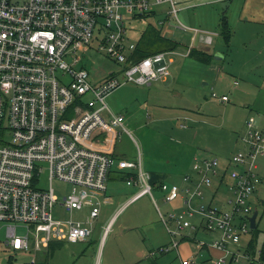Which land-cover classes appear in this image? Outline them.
Returning a JSON list of instances; mask_svg holds the SVG:
<instances>
[{
	"label": "built area",
	"instance_id": "obj_1",
	"mask_svg": "<svg viewBox=\"0 0 264 264\" xmlns=\"http://www.w3.org/2000/svg\"><path fill=\"white\" fill-rule=\"evenodd\" d=\"M165 4L170 19L160 24H170L174 18L177 28L194 31L205 44L213 43L215 33L180 20L179 0H0V222L6 225L0 258L9 264H45L32 258L31 250L48 247L53 240L87 241L102 202L110 200L108 196L101 200L99 194L107 190L115 169L128 175V185L140 187L128 203L145 195L156 202L151 174L143 170L140 157L138 162L117 158L97 145L115 144L119 136L112 130L125 128L124 115L114 113L107 102L113 91L126 83L150 86L171 75L173 59L168 55L175 51L133 58L139 39L130 32L132 22L157 15V7ZM93 44L121 65L120 72L111 71L98 86L90 82L87 69L76 68L80 57L72 61L79 52L89 53ZM211 96L229 100L228 95L214 91ZM241 143L243 147L226 165L218 156L196 157L195 177L184 175L192 186L160 185L166 202L184 194L183 210L168 215L159 211L165 225L169 219L177 225L170 231L172 247L178 246L177 237H186V230L203 227L219 236L209 243L198 240L197 245L225 253L214 264H226L227 257L234 263L253 260L240 242L252 229V196L262 181L259 159L264 157V126L255 116L245 121ZM45 166L49 184L42 187ZM226 174L232 183L224 205L203 204L204 189L215 187L212 177L223 183ZM54 179L71 185L62 200L53 187ZM56 204L65 207L70 218L54 219ZM88 206L86 220L73 217V211ZM194 218L198 223L192 222ZM169 249L163 246L159 252ZM183 264L198 263L189 258Z\"/></svg>",
	"mask_w": 264,
	"mask_h": 264
},
{
	"label": "rangeland",
	"instance_id": "obj_2",
	"mask_svg": "<svg viewBox=\"0 0 264 264\" xmlns=\"http://www.w3.org/2000/svg\"><path fill=\"white\" fill-rule=\"evenodd\" d=\"M182 1L183 0H179L178 4V7L180 8L178 13L180 20L189 27H196L213 34L219 31L220 20L222 16H230L229 13H231V11H226L227 2L225 1L194 0V4L191 3L187 7L183 8L182 6L188 3H183ZM157 8V15L132 22V25L130 26V32L134 38L141 40L146 29L149 27H155L160 32H162L164 37L171 39L177 44L175 54L168 55V58L175 60L173 65H171V74L173 75V82L175 81V84L169 92V94H171L169 103L174 104L175 106H183L185 111H187L188 108V110H190L192 113H180L175 106L171 108L169 113H151V118L149 117V113H147V116H145L146 113H121L125 117L124 126L127 130H125L123 126L117 129L120 134L117 140L116 155L114 156L117 158H126L136 162L139 161L140 157L143 169L146 171H149L150 168H154L153 166L159 167L176 163L180 157L178 155L179 147H185L187 151H191L194 146L201 148L210 147L211 154L208 153L209 156H229L233 150L242 148V144L238 140L240 124L239 127L238 125L233 127L218 120L220 118L215 114L226 113H221L223 105L211 100L209 96V92L211 91H209V88L215 84L214 79L212 78L213 76L211 73L204 79L202 76H205L210 71L218 73L219 71H217V69L219 64L222 65L223 69L225 66L233 68L241 61L244 67L243 73H246V75L249 76V78H242L239 74H234L241 87L243 86V83L247 81L244 79H249L253 82L261 84L258 86H263L264 88V65L262 64L261 66H258V69L253 70L251 69L253 62L251 64V62L247 63L248 59L245 60V58L249 57L250 54L248 53L251 50H257L258 53L261 47L264 45V31L257 36L256 42L238 40L236 44L239 43L242 49H239L238 54L235 55L234 53H231L229 49H227L225 40L216 34L213 36L214 42L212 44L203 46L200 45L198 37L196 38L197 40L195 39L196 41H193V36H195L194 31H184L179 28L177 30L171 31L170 33V29L174 28L177 21L174 18H171V22L174 23V26L172 23L169 24L168 22L165 25L160 24V21L170 19L169 15L167 14L169 6L165 4L158 6ZM230 27L233 28V26ZM94 45L96 44H93V46L89 49V53L87 54L79 52L78 54L73 55L72 61L75 57H80L81 60L76 68L87 69L90 75V82L98 86L103 81H105L111 71L120 72L121 65L115 60L106 56L104 53L98 51L97 47ZM201 46H203V49H206L212 54L210 56L211 60L213 61L216 60L215 55L218 54L217 51L220 47L225 48L224 50L225 53L227 52V57L222 61L217 60V63L214 62L211 64H205L200 61L206 56V53L203 50H200L202 49ZM215 47L216 49L212 50ZM190 48L198 51L196 57L189 56L186 58L187 52ZM234 48L235 42H233L232 46V49ZM247 68L250 70H247ZM228 70L229 69L226 68V71ZM177 79H179V81H177ZM232 81V77L230 76L229 83H219L216 85L214 92L220 96L225 91H234ZM204 82H206L207 85H204ZM138 86L134 83H126L113 91L107 97V102L110 107L114 110H117L116 112H123L124 104H126L127 101L130 103L132 100H143L146 98V93L138 89H145L146 86ZM233 95H235V92H233ZM86 98H88V96ZM243 100L244 102H249L247 99ZM261 100L264 104V100ZM166 101L168 102V100ZM176 111L178 112L176 113ZM192 114L199 116L201 122L195 124L191 120L187 121L185 119L186 116L191 118L190 116ZM253 115L258 116L259 113L254 110L252 116ZM182 123L187 124V126L190 127V131L183 130L181 127ZM261 124H264V121L261 122ZM10 137V135L7 136V139H10ZM184 159L189 161L190 155L186 154ZM259 162L261 163L260 174L262 175V183L258 186L257 190L252 196V205L254 211L258 210L259 212L257 217V227L255 229H251L250 234L244 235L240 242L241 247L245 249L248 248L250 241H253L252 243L258 252L261 251L264 246V157L260 158ZM193 176H195V173ZM110 177L115 179V183L111 184V187L113 186V191L109 190L111 191L109 193H112L114 196V200L115 198L119 197L121 200L123 198L126 199L130 197L131 194L140 190L139 186H130L127 184V180L125 178L126 176L123 174V172H111ZM214 177H212V180L215 182L218 178ZM228 180H230V178H228ZM40 184L42 187H46L49 184L48 170L46 166L42 173ZM53 187L55 188L56 194L60 200H62L66 192L71 190L70 184L62 182L58 179L53 180ZM210 189L211 188L204 189L205 198L201 202L205 205L210 204L212 201L211 194L213 193V190L211 191ZM153 194L156 202L153 201L150 195H145L131 206L129 205L126 207L129 208L125 211V216L133 210H152L157 212V206L164 214H166V212L169 210V212L177 213L180 211L181 205L178 204L179 200L175 203L173 202L167 204L161 200L162 194L159 192V190L153 189ZM218 195L220 196L222 202L215 203V205L222 206L229 198L230 193L226 194L225 191H222V194H220L218 191ZM85 209L80 211L81 214L76 210L73 211V217L77 219L85 218L87 214ZM114 211V205H103L101 215L95 223V230L100 229L101 225L105 222V216ZM52 215L54 219L60 220L68 219L71 216L70 212L59 204L54 206ZM195 219L196 218L192 220L193 223H195ZM43 235L44 232L39 233V237H42ZM5 236L6 225L0 222V240L4 239ZM189 237L191 236L189 235ZM54 242H56V240H53L51 245H53ZM63 243L64 246L61 249V252L57 251L56 248L48 249L42 246L40 250L37 251L38 253L36 256L47 258V260H51L53 256L54 258L65 260L66 253L76 251L79 248V246H71L72 244H68L66 241H63ZM193 247L194 245L187 243L182 245L179 250L183 255L190 254V251L193 249ZM173 253L174 259L180 262L181 258L178 256L177 252L174 251ZM244 263L248 264V262L234 264ZM0 264L9 263L6 260L0 258Z\"/></svg>",
	"mask_w": 264,
	"mask_h": 264
},
{
	"label": "crops",
	"instance_id": "obj_3",
	"mask_svg": "<svg viewBox=\"0 0 264 264\" xmlns=\"http://www.w3.org/2000/svg\"><path fill=\"white\" fill-rule=\"evenodd\" d=\"M193 1L194 0H183L182 1L183 3H188V4L182 6V8L187 7L188 5L193 3ZM220 1L227 2L226 11L227 12L231 11V13H229L230 16L225 15L229 27L233 26V28L230 27L232 33L231 39L229 43H226V46L227 49L231 51V53L237 55L239 49H242L239 43L236 44L238 40L256 42L257 36L263 33L264 31V0H220ZM221 20H220V24H221ZM172 25L174 26V23H172ZM177 29L179 28L174 26L173 29L172 28L170 29V33L171 31ZM215 34L218 35L220 38H223V36L220 34V28L218 32H215ZM197 37L199 39L200 45L203 46L209 45L203 43L200 40L199 35L193 36L194 40ZM233 42H235L234 49H232ZM203 46H201L202 49L200 50L201 51L203 50L206 53V58H207L200 60L203 63L205 64H211L214 62L217 63V60L222 61L226 59L227 52L225 53L224 47H220L219 50L217 51L218 55H220V58L213 61L211 60V56H210L212 54L209 53L206 49H203ZM215 49L216 47L213 48L212 50ZM248 54L250 55L249 57L245 58V60L248 59L247 63L251 62L252 64L253 62L251 69L255 70L259 68L258 66H261L262 64L264 65V45L261 47L258 53L257 50H251ZM189 56L196 57L189 55V53L187 52L186 58ZM174 61L175 60H173V63ZM226 68L229 70L226 71ZM243 70L244 67L241 61L238 65H235L233 68L225 66L223 69L222 65L219 64L217 69V71H219L218 73H214L212 71L209 72L208 70L209 73H207L205 76H202V78L204 79L206 78V76L210 75V73L212 74L213 76L212 78L214 79L215 84L211 86V88H209V91L211 90L209 92V96L211 100H214L219 104H222L223 106L221 113H226V114H215V115L219 116L220 118L218 119L219 121L223 123H227L233 127H235V125H238L239 127L240 124L239 127L240 133L238 135V140L240 141V143H241V136L244 134L245 121L249 116H252L254 110L257 111V113H259V115L258 116L255 115V117L258 119L260 124L261 122L264 121V104L262 103L261 100V99L264 100V88L263 86H258L261 84L253 82L249 79H244L247 81H245L243 83V86L241 87L240 83L236 80L234 74H239L242 78L243 77L249 78V76H247L246 73H243ZM247 70L250 69L247 68ZM230 76L234 81V82L232 81L234 91L232 90L229 92L225 91L220 95V96L228 95L229 100L222 101L219 98H213L211 96V93L215 91L214 89L216 85H218L219 83H229ZM173 80L174 78L173 75L171 74L166 79L155 81L150 86H146L145 89L138 88L140 91L146 93V98H144L143 100H138V99L132 100L130 101V103L127 101L126 104H124L123 112H116L117 110H114L113 108L110 107L109 104L108 105L114 113H146L145 116H147V113H149L150 118H151V113H169L171 108L175 106L174 104L169 103V98L171 97V94H169V92L171 91V88L175 84V81L173 82ZM177 81H179V79H177ZM204 85H207V83L204 82ZM233 92H235V95H233ZM243 99H247L249 100V102L248 101L244 102ZM166 100H168V102ZM175 107L176 109H178L180 113H192L190 112V110H188V108L187 111H185L183 106L182 107L175 106ZM178 111H176V113ZM190 117L191 118L186 116L185 119L187 121L191 120L195 124L201 122L199 116L192 114ZM261 125L264 126V124ZM181 127L183 130L190 131L189 130L190 127H188L187 124L185 123L184 124L182 123ZM117 129L118 128L113 129L112 132H114V134H117L119 136L120 133ZM97 148L101 150L109 151L111 152V154L116 155L117 141L115 144L112 145L102 142L97 145ZM180 148L181 147H179L178 150V155L180 157L176 163H171L159 167L153 166L154 168H150L149 171H146L145 169L143 170L150 174L158 175L159 179L165 183L178 184L181 186V188H185L188 185L192 186V183H187L184 181V175L185 174L194 175L192 169L194 159L196 157L198 158L211 157V155L210 156L208 155V153L211 154V148L210 147L201 148L198 146H194L191 151H187L185 147L181 149ZM238 149L239 148L233 150L229 156H220V157L218 156L221 159L220 161L222 162V165H226L227 159ZM186 154L190 155L189 161H186L184 159ZM212 156H217V155H212ZM112 172H120V171L115 169ZM227 176L229 175L226 174L223 183H221V179L219 178L216 179L215 187L210 189L211 191L213 190L212 191L213 193L211 194V200H212L211 203L215 204L222 202L220 196L218 195V191L220 194H222V191H225L226 194L231 193V191L228 188V185L232 183V179L230 178V176L229 177ZM228 178H230V180H228ZM114 183H115V179L109 177L107 182V190L104 193L99 194L101 200H103L104 196H108L110 198L108 202L105 201L102 202L100 215L102 212L103 205L115 206V211L112 213L110 212L109 215L105 216V222L104 224L101 225V228L95 230V223L99 218L98 217L94 222L93 235L87 241L79 242V243H70L66 241L68 242V244H72L71 246H79L78 250L70 253H66L65 260H61L60 258H54V256L52 257L51 260H47V258L44 257L43 258L40 256L37 257L36 256V254L38 253L37 250L32 249L31 250L32 258H35L36 260L45 264H183V261L189 258L195 259V261L198 264H214L213 262L215 259L225 255L224 251L215 249L207 244L202 247H199L197 245L198 240H204L206 241V243H209L213 239L219 236L218 232H211L204 229L203 227L197 230L188 229L185 233V235L187 234L186 237L182 239L177 237V241H179L178 246L176 248L172 247V236L170 234V231H174L177 229V225L175 221L169 219L168 224L165 225L160 218L159 211L160 212L162 211L158 206H157L158 213L152 210L151 211L133 210L130 211V213L125 216V211L129 208L126 207L129 205L131 206L132 204H134L139 200L138 199L133 203H128L131 197H133V195L136 194L138 191L131 194V196L126 199L123 198L121 200V198L119 197V198H115L114 200L113 198L114 196L112 195V193H109L113 191V186L111 187V184ZM157 190H159V192L162 194L161 200H163V202L169 204L173 202L175 203L176 201L179 200L178 204L181 205L180 211L183 210L184 194H182L183 197L181 196L173 202H166L163 199V193L161 192V190L159 188ZM85 208L84 209L87 211L86 212L87 214L85 218H80L81 220H86V218L89 215L90 206ZM169 211H167L165 215H168L170 213ZM195 220H196L195 223H198V218H196ZM106 229H108V232L105 234ZM189 235L191 237H189ZM51 243L46 248L48 249L56 248L57 251L61 252V249L64 246L63 240L61 241L56 240V242H54L53 245H51ZM187 243H189L190 245H194V247L190 251V254L183 255L182 252L180 253L179 249L182 245ZM163 246L170 247L169 251L159 252V248ZM174 251H176L178 256L181 258L180 262L174 259V253H173ZM243 262H248V264H259L258 262L253 263V260L250 261L247 259H241L239 263H243ZM226 264H234V262L230 261V257H227Z\"/></svg>",
	"mask_w": 264,
	"mask_h": 264
},
{
	"label": "trees",
	"instance_id": "obj_4",
	"mask_svg": "<svg viewBox=\"0 0 264 264\" xmlns=\"http://www.w3.org/2000/svg\"><path fill=\"white\" fill-rule=\"evenodd\" d=\"M220 34L225 39L226 43H229L232 33L225 15L222 16V20L220 24ZM176 47L177 44L173 42L171 39L164 37L162 35V32H160L158 29H156L155 27L153 28L149 27L144 31L142 39L139 40L133 58L145 57L167 50H175ZM197 52H198L197 50L191 49L189 55L196 56ZM204 59H207L206 56L204 57ZM124 175L126 177L128 176L126 174ZM150 182L154 189H158L160 185L164 183L159 179L158 175L155 174H151ZM252 242L253 241H250L248 248H245L246 253L253 258V263L258 261L264 263V246L261 249V251L258 252V250L255 248Z\"/></svg>",
	"mask_w": 264,
	"mask_h": 264
},
{
	"label": "water",
	"instance_id": "obj_5",
	"mask_svg": "<svg viewBox=\"0 0 264 264\" xmlns=\"http://www.w3.org/2000/svg\"><path fill=\"white\" fill-rule=\"evenodd\" d=\"M215 58H216V59L220 58V55L216 54V55H215ZM258 213H259L258 210H255V211L253 212V214L251 215V217H250L251 228H252V229H255V228L257 227V217H258Z\"/></svg>",
	"mask_w": 264,
	"mask_h": 264
}]
</instances>
